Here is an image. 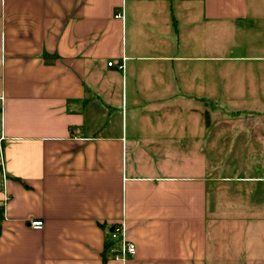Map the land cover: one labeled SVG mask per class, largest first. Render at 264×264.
I'll list each match as a JSON object with an SVG mask.
<instances>
[{
  "label": "crops",
  "instance_id": "obj_1",
  "mask_svg": "<svg viewBox=\"0 0 264 264\" xmlns=\"http://www.w3.org/2000/svg\"><path fill=\"white\" fill-rule=\"evenodd\" d=\"M259 3L0 0V264H261V237L236 257L212 249L208 229L225 222L209 205L213 178L161 172L146 153L170 130L149 119L170 113L150 111L167 101L179 119L208 113L196 92L205 62L245 58L212 56L213 30L252 19ZM189 126L178 140L196 150ZM119 223L136 249L124 260L108 235Z\"/></svg>",
  "mask_w": 264,
  "mask_h": 264
},
{
  "label": "rangeland",
  "instance_id": "obj_2",
  "mask_svg": "<svg viewBox=\"0 0 264 264\" xmlns=\"http://www.w3.org/2000/svg\"><path fill=\"white\" fill-rule=\"evenodd\" d=\"M257 9L258 15L234 28L213 30L212 56L245 58L205 62L211 65L212 74L198 80L196 92L198 86L199 95L207 99L208 113H185L186 117L179 119L175 104L167 101L163 104L168 109L149 112L170 113L164 119L154 115L149 118L151 122L164 120L170 128L163 135L167 145L146 150L160 157L152 158L158 162L156 168L167 174L208 175L214 179L209 182V205L213 218L225 222L220 229L209 227V242L212 249L214 241L220 242L224 257H236L238 246L248 248V241L256 240L253 237L264 240V0ZM203 37L198 31L199 42L205 43ZM179 122H183L185 131L179 130ZM189 122L201 131L196 150L178 140L190 128ZM195 162L197 165L192 164ZM243 228L249 234L244 235ZM224 243H228L229 254ZM262 256L264 264V247Z\"/></svg>",
  "mask_w": 264,
  "mask_h": 264
},
{
  "label": "built area",
  "instance_id": "obj_3",
  "mask_svg": "<svg viewBox=\"0 0 264 264\" xmlns=\"http://www.w3.org/2000/svg\"><path fill=\"white\" fill-rule=\"evenodd\" d=\"M115 17L121 18L120 14ZM113 62H109L107 65L111 66ZM43 222L40 220H34L29 222V227L34 230H41L43 228ZM108 235L112 242L118 244V248L115 251V257L124 260L127 256H133L135 254V245L131 241H129L126 237L125 226L123 223H119L112 228L108 232Z\"/></svg>",
  "mask_w": 264,
  "mask_h": 264
},
{
  "label": "trees",
  "instance_id": "obj_4",
  "mask_svg": "<svg viewBox=\"0 0 264 264\" xmlns=\"http://www.w3.org/2000/svg\"><path fill=\"white\" fill-rule=\"evenodd\" d=\"M0 173H1V170H0ZM3 218H4V208L3 206H0V235H1V229H2L1 223L3 221Z\"/></svg>",
  "mask_w": 264,
  "mask_h": 264
}]
</instances>
